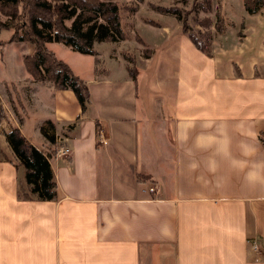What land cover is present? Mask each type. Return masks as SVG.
<instances>
[{
	"label": "crops",
	"instance_id": "1",
	"mask_svg": "<svg viewBox=\"0 0 264 264\" xmlns=\"http://www.w3.org/2000/svg\"><path fill=\"white\" fill-rule=\"evenodd\" d=\"M243 11L229 39H211L209 57L181 30L175 47L171 32L154 26L160 41L150 47L137 35L150 55L134 65L103 58L105 43L96 46L104 66L82 78L68 63L89 100L81 112L70 91L47 89L54 145L69 150L49 161L55 199L19 195L24 173L1 134L18 128L46 145L43 118L5 114L0 264H264V6ZM9 49L19 59L15 76L3 71ZM26 51L0 47V90L28 80ZM38 84L24 92L39 94L43 107Z\"/></svg>",
	"mask_w": 264,
	"mask_h": 264
},
{
	"label": "trees",
	"instance_id": "2",
	"mask_svg": "<svg viewBox=\"0 0 264 264\" xmlns=\"http://www.w3.org/2000/svg\"><path fill=\"white\" fill-rule=\"evenodd\" d=\"M242 2L245 12L249 14L257 7L264 6V0ZM200 4L193 3L189 11L195 12L194 8ZM202 4V9H209L207 2ZM153 9L175 16L180 21L181 32L186 34L192 45L205 56H210L211 38L208 32L199 34L197 39L186 24L187 12L181 18L177 9L158 7ZM120 11V7L112 0H0V17L4 19L0 20V31L9 33L6 44L33 46V53L22 57L23 69L33 82L49 83L53 91H70L80 111L84 112L89 100L86 84L72 73L67 64L57 59L47 45L61 44L73 52L93 57L94 69L98 65L96 46L104 43L115 44L126 38L121 28ZM222 20L221 14L217 11L212 27L218 32L223 31ZM199 22L200 20H197L198 25L202 24ZM205 22L206 26H199L207 28L210 20L206 18ZM135 37L143 46L139 37ZM1 44L4 46V43L0 42ZM143 53L145 57L150 55L147 49H144ZM123 59L127 60L128 64L134 62V58L127 55H123ZM127 73L134 79L135 72L132 69L128 68ZM11 91L13 99L9 104L14 108L11 110L19 121L16 113L20 111L25 114L24 108L14 86H11ZM15 104L18 109L14 107ZM3 121H6V118L0 106V124ZM39 132L47 142L46 145L30 144L18 128L12 127L8 132L1 134L4 144L16 162L15 166L21 167L24 173L25 188H19V195L23 199L52 200L56 197V188L49 161L54 160L57 150L54 145L52 123L49 120L45 121ZM1 155L2 161L10 162L3 153Z\"/></svg>",
	"mask_w": 264,
	"mask_h": 264
},
{
	"label": "rangeland",
	"instance_id": "3",
	"mask_svg": "<svg viewBox=\"0 0 264 264\" xmlns=\"http://www.w3.org/2000/svg\"><path fill=\"white\" fill-rule=\"evenodd\" d=\"M116 3L117 6L120 7V17H121V28L125 33V40L111 44L105 45L102 50L98 51L100 52V55L109 57L110 59H113L116 63V60L118 61L116 65L121 64L123 61L125 63L128 62L127 60L123 59V55H127L128 57L136 58V56H139L143 59V46L138 43L135 36H140L142 40L148 44L150 47H154L160 41L159 36H162L161 30H158L154 26H161L163 28V31L165 33L172 34L171 38L172 41L171 44H174V46H177V42H175V36L173 34L180 33L178 30H181L180 21L176 19L175 16L171 15L170 13H162L159 11L154 10V7L158 8H172L177 9L179 11V14L181 18H183V14L185 12L188 13V16L186 17V24L189 27L192 34L196 35L197 39H199L198 35L205 34L208 32L210 38L212 40H219L222 39L221 37H226L229 39L231 36V30L234 28H238V17L241 16V14H244L243 8H242V1L243 0H112ZM202 1V2H201ZM200 2L201 4L197 7H195V12L189 11L190 7L193 3ZM207 2L209 9L205 10L202 9L201 6H203L202 3ZM133 10L134 13L132 12ZM219 11V13L223 14L222 16V27L224 28L223 33L216 31L212 25L214 23V17L215 13ZM209 19L210 24L207 26V28H203L199 25L206 26L205 20ZM0 20H4L0 17ZM197 20H200L197 24ZM68 25V23H66ZM235 24V25H234ZM233 36L235 33L232 34ZM9 33L6 31H0V42L6 44V39L8 38ZM7 37V38H6ZM202 41L204 39H201ZM174 41V42H173ZM168 40H163L162 45H166ZM3 44L0 45L2 47ZM149 46L145 47L149 50ZM157 47V46H155ZM160 47V46H159ZM54 55L59 58L60 60H63L66 64H70L73 67V72L79 75L81 78L89 72L94 66L92 65V61H88L89 57L85 55L78 54L76 52L71 51L67 47L56 44L55 46H51L50 48ZM28 51L29 53H33L34 48L30 44L24 45V51ZM15 49H9V52L7 54V61L4 68L5 74H11L12 76H15V73H20V65H19V59L17 55L15 54ZM26 51V52H27ZM157 52H164L165 50L162 48H159L156 50ZM166 52V51H165ZM99 56V60H102ZM104 58V57H103ZM112 63V62H111ZM114 63V65H115ZM134 65V63H133ZM104 64L100 62V64L97 65V67H102ZM163 66V65H162ZM164 67V66H163ZM22 69V66H21ZM27 75V74H26ZM28 76V75H27ZM157 76V75H156ZM160 78H163L164 75L160 74ZM28 80L25 81L24 79L22 81H19L17 83V93L20 97V100L22 101V105L24 108L25 114L21 113L20 111H17L16 116L18 117L19 121L26 116V121L28 123H37L39 119L43 118L44 122L49 120L47 119L50 112V102H49V94L47 92V89L51 87L49 83H39V86H43V107H36L37 103H39L40 96L39 94L35 97L33 93L31 92V96L28 98L27 93L24 91H27V87L32 82L31 78L28 76ZM165 84V83H164ZM26 85V86H25ZM21 86H25V89L22 90ZM30 88V87H29ZM16 89V87H15ZM4 90L5 93H4ZM40 91V90H39ZM159 90H156L158 92ZM29 92V93H30ZM39 93V92H37ZM8 95V98L10 101L13 96V92L11 91V88H5L0 90V101L4 103V105L1 104L0 106L3 109L4 113L9 115H13V112L11 109L14 110V108L9 104L10 102L7 101L5 98ZM161 95H163V92H160ZM25 105V106H24ZM14 107L17 108L16 104ZM43 109V110H42ZM43 112V113H41ZM16 119V118H15ZM22 123V122H21ZM25 123H23L22 128ZM2 125V122L0 126ZM8 129L7 127L3 126L0 128V130ZM1 133V131H0ZM1 152V151H0ZM2 153V152H1ZM0 153V159L2 158V155Z\"/></svg>",
	"mask_w": 264,
	"mask_h": 264
},
{
	"label": "built area",
	"instance_id": "4",
	"mask_svg": "<svg viewBox=\"0 0 264 264\" xmlns=\"http://www.w3.org/2000/svg\"><path fill=\"white\" fill-rule=\"evenodd\" d=\"M69 157V150L66 147L63 146H58L56 153H55V158H61V159H66ZM149 192H155V186H149L148 188ZM251 248L255 251H259V247L255 243H251Z\"/></svg>",
	"mask_w": 264,
	"mask_h": 264
}]
</instances>
